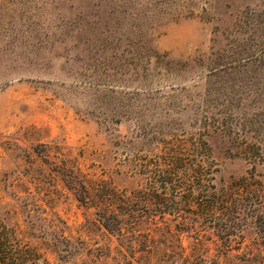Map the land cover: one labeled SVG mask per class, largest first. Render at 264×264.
<instances>
[{"label": "rangeland", "instance_id": "rangeland-1", "mask_svg": "<svg viewBox=\"0 0 264 264\" xmlns=\"http://www.w3.org/2000/svg\"><path fill=\"white\" fill-rule=\"evenodd\" d=\"M195 176L230 238L144 194ZM2 223L37 264H264V0H0Z\"/></svg>", "mask_w": 264, "mask_h": 264}, {"label": "trees", "instance_id": "trees-1", "mask_svg": "<svg viewBox=\"0 0 264 264\" xmlns=\"http://www.w3.org/2000/svg\"><path fill=\"white\" fill-rule=\"evenodd\" d=\"M179 161L181 158L174 157L172 165L178 168ZM197 177L195 176L194 182L187 190L176 183L165 180L162 183V188H156L153 192L146 190L144 194L147 196L149 193L150 199L154 200V204H156L155 211L162 218L170 214L174 216V219H181L183 222H191L190 219H194L195 222L201 218L211 221L216 216H219L218 219H225L226 223L222 226L224 231L221 235L223 238H230L232 233H229L226 228L234 226V219L231 218V215L236 217L240 213L238 200L241 195L224 189L220 192L212 191L210 183L207 187H203L197 182L200 179ZM212 180L213 177L210 182ZM246 182H250V180L246 179ZM142 200L146 201L147 199ZM127 203L133 209V206L138 203L137 196L127 195ZM222 215L229 216L224 218ZM40 258L41 255L36 249L23 243L15 229L6 223L0 225V264H37Z\"/></svg>", "mask_w": 264, "mask_h": 264}]
</instances>
